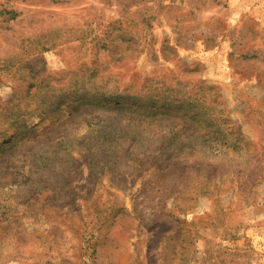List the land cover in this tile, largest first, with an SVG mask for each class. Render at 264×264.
Instances as JSON below:
<instances>
[{"label": "rangeland", "instance_id": "374dc122", "mask_svg": "<svg viewBox=\"0 0 264 264\" xmlns=\"http://www.w3.org/2000/svg\"><path fill=\"white\" fill-rule=\"evenodd\" d=\"M0 264H264V0H0Z\"/></svg>", "mask_w": 264, "mask_h": 264}]
</instances>
